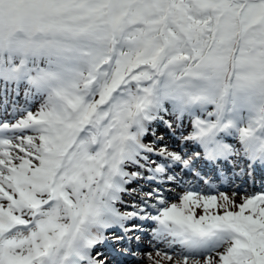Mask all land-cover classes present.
<instances>
[{"label":"snow or ice","instance_id":"6c2138e0","mask_svg":"<svg viewBox=\"0 0 264 264\" xmlns=\"http://www.w3.org/2000/svg\"><path fill=\"white\" fill-rule=\"evenodd\" d=\"M0 264H264V0H0Z\"/></svg>","mask_w":264,"mask_h":264},{"label":"rangeland","instance_id":"374dc122","mask_svg":"<svg viewBox=\"0 0 264 264\" xmlns=\"http://www.w3.org/2000/svg\"><path fill=\"white\" fill-rule=\"evenodd\" d=\"M179 191H181V190H180V189H177V192H179ZM228 194L231 195V190H228ZM173 195H175V193H173ZM236 199H237V201L239 202L240 197L238 196V197H236ZM199 212H200V210L197 209V213H198V214H199Z\"/></svg>","mask_w":264,"mask_h":264}]
</instances>
